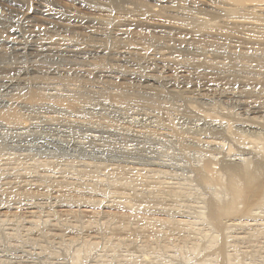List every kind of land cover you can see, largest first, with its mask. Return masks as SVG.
<instances>
[{
  "label": "rangeland",
  "instance_id": "1",
  "mask_svg": "<svg viewBox=\"0 0 264 264\" xmlns=\"http://www.w3.org/2000/svg\"><path fill=\"white\" fill-rule=\"evenodd\" d=\"M169 1L0 0V109L23 121L0 120V264H264V208L216 232L199 216L258 159L264 29Z\"/></svg>",
  "mask_w": 264,
  "mask_h": 264
},
{
  "label": "bare ground",
  "instance_id": "2",
  "mask_svg": "<svg viewBox=\"0 0 264 264\" xmlns=\"http://www.w3.org/2000/svg\"><path fill=\"white\" fill-rule=\"evenodd\" d=\"M217 2H219V1H217ZM190 3H192V2H190ZM221 3H226V4L230 5L231 6V8L229 10L230 12H232L234 14H237L238 16L239 15L241 16L242 14H244L245 20L246 19L247 20L250 19L251 21H254V22L258 23L256 25V26H258L257 30L254 27L255 29L253 28L252 32L255 30L256 32H254V33H256V34H262L263 33V32L260 33L258 31L260 29H262V30L264 29V0H221ZM147 5L151 6V7H147L148 10H151V8H153L152 5H150V4H147ZM141 7H146V6L143 5ZM2 16H3V14L0 12V17H2ZM244 16H243V19H244ZM259 23L262 24V25H260ZM235 25H236V28H237L238 25L237 24H235ZM245 25H240V26L246 28ZM247 26L250 27L249 31H251L252 25L250 26L248 24ZM35 31L38 32L39 28H36ZM263 35L264 34H262V36ZM258 36L254 37V40H250V42H254L253 44L255 45L259 40L260 41L263 40L262 38L261 39L257 38ZM249 38H250V35L246 39H248V41H249ZM8 42L16 43L15 41H11V40H9ZM259 45H262V44L259 43ZM256 46L258 47V45H256ZM20 47H21V45H20ZM32 47H34V46L32 45ZM260 47L261 48H259V47L257 48V51L262 54V56H261V58H262V57H264V49L262 48V46H260ZM32 96H34V94L28 96L27 100L30 101V102H35V101L39 102V101L43 100L42 98H36V97H32ZM44 98L45 99H52V97L51 98L44 97ZM40 105H42V104H40ZM69 108L70 109H75L74 105H69ZM255 110H257V109H255ZM258 110H257L256 114L259 115V116L258 117H254L253 120L254 121L256 120L254 123L255 124L256 123H258V124L262 123L264 125V110H261V109H260V111H258ZM0 120H1V122H3L6 125H9L10 127H14V128L15 127H19L20 128L22 126V128H23V121H22L21 117L17 114V111H16V109L14 107V104H11V106H9L8 109H0ZM250 123H251V121H250ZM262 124H260V125H262ZM230 128H231L230 124L228 123L227 127H225V130L224 129L222 130V132L224 131V133L226 134L224 136L225 138L227 136L230 137L232 135ZM213 135H214L215 141L217 139H219V140H218V142L217 141L214 142V140L212 142H214V145L220 146L221 145L220 142L223 141V140L220 139L221 136L223 137V135L221 134V131L217 132L216 134L214 133ZM263 140L264 139L262 138V143L258 145V147H260L259 150H258L259 151L258 159H256L255 161H252V160L250 161L247 158H242L241 157L242 159H238V161H236V163H234L233 166L227 168L228 181L224 185L223 191L222 192L221 191L220 192H215L216 196L211 198L210 201L208 200L209 202L208 201L204 202L203 206L201 207L202 208V212L199 213V216H200V218H203L205 220V223L208 226H210L211 230L213 229V231H215V232L217 230L218 231H224V229L227 228L226 223H223L224 219H228L230 221V218L240 217V216L248 215V214L251 217L250 218L251 220H257L256 218L259 217V214L261 213L260 211L264 208V195L262 197H260L259 199H257V200L255 198H256L257 194L260 192V190L262 189V186L264 184V141ZM223 147H224V145H223ZM211 161H213L212 158H211V160H210V158H208V160L202 166L199 167L200 169L197 170L198 178L204 184H207L208 182H210V176L209 175L213 174V169H212V164L213 163ZM135 170H137V169H135ZM138 170H140V169H138ZM220 180L217 179L216 182H219ZM242 205H247V207L240 208ZM249 205H251V206L254 205V208L250 209ZM258 211L260 213H258ZM261 218H263V217L261 216ZM175 223H177L178 225L186 226V227H190L189 225H191V224L196 225L195 222L191 223V221H187V220H185V221L180 220V221H177ZM227 229H229V228H227ZM213 240L217 241L218 238L217 237H213ZM197 249H198V246H197ZM218 256L221 257L220 259L221 260L223 259V261L226 264H241L239 262L233 263V261L231 259V255H225L224 256V255L219 253ZM223 256H224V258H223ZM217 259H219V258H217ZM76 261L78 262L79 258H77ZM202 264H208V263L204 262Z\"/></svg>",
  "mask_w": 264,
  "mask_h": 264
},
{
  "label": "snow or ice",
  "instance_id": "3",
  "mask_svg": "<svg viewBox=\"0 0 264 264\" xmlns=\"http://www.w3.org/2000/svg\"><path fill=\"white\" fill-rule=\"evenodd\" d=\"M30 10H34V9H30Z\"/></svg>",
  "mask_w": 264,
  "mask_h": 264
}]
</instances>
